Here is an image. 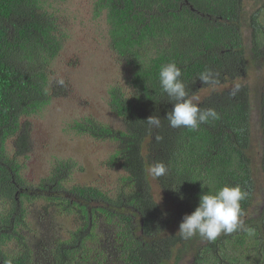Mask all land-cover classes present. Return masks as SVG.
<instances>
[{
	"label": "trees",
	"instance_id": "1",
	"mask_svg": "<svg viewBox=\"0 0 264 264\" xmlns=\"http://www.w3.org/2000/svg\"><path fill=\"white\" fill-rule=\"evenodd\" d=\"M67 1L73 0H0L2 263L264 264V0H88L92 15L81 10L76 25L102 18L106 35L84 68L92 66L102 80L107 69L119 73L105 99L118 128L91 117L75 125L89 138L118 142L107 167L121 173L111 188L74 182L70 167L78 161L62 160L38 186H28L17 160L31 135L22 119L62 90L54 81L59 63H80L74 44L68 47L76 41L75 21L53 9ZM75 45L85 54L89 42ZM170 62L181 69L193 103L214 109L216 119L196 130L169 127L172 105L159 71ZM205 70L218 83L203 84ZM152 115L160 127L148 125ZM11 139L17 153L10 152ZM155 162L168 173L154 177ZM236 184L248 192L242 229L214 241L176 233L203 192ZM98 223L107 228L104 237Z\"/></svg>",
	"mask_w": 264,
	"mask_h": 264
},
{
	"label": "rangeland",
	"instance_id": "2",
	"mask_svg": "<svg viewBox=\"0 0 264 264\" xmlns=\"http://www.w3.org/2000/svg\"><path fill=\"white\" fill-rule=\"evenodd\" d=\"M88 3V0H73L55 8L57 9L56 15L60 19L69 17V20L75 21L71 23L70 31L73 32L76 41H73V43L71 41L68 47L74 44L72 50L78 54L77 60L80 63L74 62L71 64L69 62V65L65 63V60L59 63L56 72L58 76L54 81L56 84H61L60 81H63L62 90L53 95L42 111L22 119L24 126L26 123L31 135L27 149L18 153L17 160L22 167V176L28 186H38L42 178L55 172L58 162L62 160L78 161L79 165L72 161L75 164H71L70 167L73 171L71 177L74 182L98 181L102 184L107 183L108 188H111L115 185L121 173L119 166H117V171L115 169H113L115 171H112L109 166L107 167L111 152L117 148L118 142L105 138L99 140L89 138L86 135L79 134L78 126L75 125L80 119L91 117L107 122L112 128H118V125L115 124V118L108 110L105 99L106 86L113 82V79H116L119 73L115 68L107 69L104 72L107 75L102 80L99 74L91 72L92 66L84 68V58L87 56L92 58L96 51L102 50V39L106 35V24L102 18H92L88 27L87 25H76L81 24L80 20L83 19L81 10L86 15L87 13H89V16L92 15ZM80 38L85 39V42H89L88 48L84 49L85 54H81L83 47L75 45ZM66 59L71 61L70 58ZM86 63H88L87 60ZM91 84H96L93 91L88 89ZM99 86L101 89L98 88ZM87 95L94 96L90 99V102L86 100ZM9 142L11 143L10 152L17 153V140L11 139ZM80 165L84 169L80 168ZM44 204L45 201H43L42 206ZM37 207L38 204L31 207V211H36ZM96 231L99 237H104L107 228L104 224L98 223ZM33 239L36 240V237ZM44 241L46 239L41 242ZM107 249L109 251V246Z\"/></svg>",
	"mask_w": 264,
	"mask_h": 264
},
{
	"label": "clouds",
	"instance_id": "3",
	"mask_svg": "<svg viewBox=\"0 0 264 264\" xmlns=\"http://www.w3.org/2000/svg\"><path fill=\"white\" fill-rule=\"evenodd\" d=\"M55 8L57 7L53 8L54 11L57 10ZM181 76L182 71L175 62L162 65L160 68V86L172 105L171 111L167 112L165 118L169 127L173 129L185 127L196 130L210 119H216L218 114L214 109H201L193 103ZM199 80L203 84L218 83L211 70L202 72ZM60 83L62 84L63 81ZM238 91L239 85H236L231 94L235 95ZM146 122L149 126H161V118L156 115L148 117ZM150 172L154 177L159 178L168 173V167L163 162H155L150 167ZM247 196L248 192L242 189L239 184L225 185L214 192H203L196 208L190 214L183 216L176 233L184 240L199 235L203 239L214 241L221 234L230 235L242 229L244 213L241 201ZM246 231L249 235L254 234L252 229H246ZM188 259L192 260L193 258L189 257Z\"/></svg>",
	"mask_w": 264,
	"mask_h": 264
},
{
	"label": "flooded vegetation",
	"instance_id": "4",
	"mask_svg": "<svg viewBox=\"0 0 264 264\" xmlns=\"http://www.w3.org/2000/svg\"><path fill=\"white\" fill-rule=\"evenodd\" d=\"M0 264H3V263H2V260H0Z\"/></svg>",
	"mask_w": 264,
	"mask_h": 264
}]
</instances>
